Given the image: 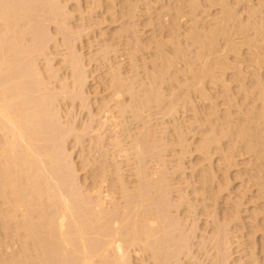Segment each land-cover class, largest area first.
I'll return each mask as SVG.
<instances>
[{
  "label": "bare ground",
  "instance_id": "obj_1",
  "mask_svg": "<svg viewBox=\"0 0 264 264\" xmlns=\"http://www.w3.org/2000/svg\"><path fill=\"white\" fill-rule=\"evenodd\" d=\"M0 264H264V0H0Z\"/></svg>",
  "mask_w": 264,
  "mask_h": 264
},
{
  "label": "rangeland",
  "instance_id": "obj_2",
  "mask_svg": "<svg viewBox=\"0 0 264 264\" xmlns=\"http://www.w3.org/2000/svg\"><path fill=\"white\" fill-rule=\"evenodd\" d=\"M73 22H75V21L73 20ZM105 24H106V23H105ZM105 24H104V26H105ZM108 24H109V23H107L106 26H107ZM114 25H115V24H114ZM97 32H98V31H97ZM86 49H87V48H86ZM84 51H85V49H84ZM100 87H101V86H99V88H100ZM77 109H78V108H77ZM80 111H81V112H80L81 114H78V115H81L80 117H81L82 119L85 120V118L87 117V116H86L87 111L85 110L86 113H85V111H82V110H80ZM78 112H79V111H78ZM82 112H83V113H82ZM84 115H85V116H84ZM87 115H88V113H87ZM80 117H78V118H80ZM81 118H80V119H81ZM80 119H79V120H80ZM82 119H81V120H82ZM82 121H83V120H82ZM78 148H79V147H77V148L74 147V149H76V150H74V154H73V156H74L73 158L76 159V160H75L76 164H79L78 162H80V161H79V160H80V157H79V155H80V154H79V153H80V151H79L80 148H79V150H78ZM78 151H79V152H78ZM78 154H79V155H78ZM78 157H79V158H78ZM78 159H79V160H78ZM77 160H78V162H77ZM80 163H81V162H80ZM79 165H80V164H79ZM80 166H81V165H80ZM80 166H77V167L80 168ZM189 170H190V169H189ZM189 170L187 169L188 172H189ZM190 171H191V170H190ZM80 172H82V171H80ZM84 172H85V171H83L82 174L80 173V175H81V176L84 175V177H85V173H84ZM80 178H81V180H82V182H83L84 178H82V177H80ZM87 182H88V181H87ZM238 182H239L238 180H237V182L234 181L233 185H237V184L239 185ZM85 183H86V180H85ZM235 183H236V184H235ZM83 184H84V183H83ZM86 184H87V183H86ZM86 184H85V185H86ZM85 185H84V186H85ZM238 185H237L236 187H239Z\"/></svg>",
  "mask_w": 264,
  "mask_h": 264
}]
</instances>
